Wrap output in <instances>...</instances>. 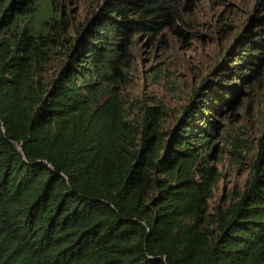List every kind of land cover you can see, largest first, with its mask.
<instances>
[{
  "label": "trees",
  "instance_id": "obj_1",
  "mask_svg": "<svg viewBox=\"0 0 264 264\" xmlns=\"http://www.w3.org/2000/svg\"><path fill=\"white\" fill-rule=\"evenodd\" d=\"M48 1L31 27L22 19L45 0H0V264H264L263 146L242 192L209 220L218 174L202 155L207 113L263 85L264 16L253 11L220 72L238 84L210 85L173 136L158 107L143 105L135 129L115 88L132 46L185 44L197 0H100L74 38L63 0ZM57 46H68L63 67L46 83Z\"/></svg>",
  "mask_w": 264,
  "mask_h": 264
},
{
  "label": "rangeland",
  "instance_id": "obj_2",
  "mask_svg": "<svg viewBox=\"0 0 264 264\" xmlns=\"http://www.w3.org/2000/svg\"><path fill=\"white\" fill-rule=\"evenodd\" d=\"M45 1L44 7L22 20L36 27L51 8L50 2ZM99 2L62 1L66 20L71 24L70 38H74L73 30L90 18ZM258 2L262 3L261 0H197L191 24L185 29V44L170 37L168 46H148L144 42L132 46L131 61L123 70V83L115 88L125 119L138 129L140 108L158 107L162 112L160 129L178 136L183 112L185 109L195 112L205 102L210 85L225 94L228 88L237 85L236 78L227 84L221 82L220 72L230 64L234 39L254 15L253 11L264 16V5ZM67 47L57 46L52 51L42 74L46 83L63 67ZM240 92L243 95L238 98V105L222 108L218 116L214 111L207 113L215 129L208 145L202 148V155L216 169L218 180L211 196L204 201V220L235 201L250 177L259 144L264 148V82L252 88L243 85ZM201 127L200 122L195 123L193 130L198 132Z\"/></svg>",
  "mask_w": 264,
  "mask_h": 264
}]
</instances>
